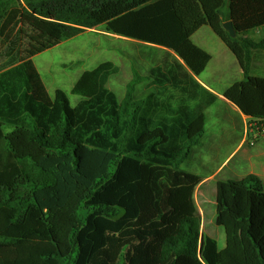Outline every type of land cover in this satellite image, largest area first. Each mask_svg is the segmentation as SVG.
Segmentation results:
<instances>
[{
	"label": "trees",
	"instance_id": "trees-1",
	"mask_svg": "<svg viewBox=\"0 0 264 264\" xmlns=\"http://www.w3.org/2000/svg\"><path fill=\"white\" fill-rule=\"evenodd\" d=\"M203 25L244 74L222 95L264 123V77L250 75L254 50L264 49V0H0V264H264L263 181L216 182L219 250L201 230V177L182 168L206 114L182 103L159 114L153 93L135 95L143 81L201 88L191 74L211 55L191 36ZM23 26L53 42L103 26L174 52L186 69L177 58L166 70L133 68L119 98L107 85L118 66L102 61L74 82L82 98L72 106L62 89L49 94L32 59L42 49ZM258 28L261 38L248 36ZM204 91L210 105L216 96Z\"/></svg>",
	"mask_w": 264,
	"mask_h": 264
},
{
	"label": "rangeland",
	"instance_id": "rangeland-1",
	"mask_svg": "<svg viewBox=\"0 0 264 264\" xmlns=\"http://www.w3.org/2000/svg\"><path fill=\"white\" fill-rule=\"evenodd\" d=\"M22 32L24 36L33 40L35 46L42 49V51L35 54L32 59L49 94L53 96L56 89H62L66 93L72 106L76 105L82 98L80 95L71 91L74 82L81 72L94 68L102 61L111 60L118 66V72L109 77L107 85L119 98L124 95L125 85L132 77L133 68L145 74L153 67L159 66L161 69L166 70L172 63H175V54L173 52L163 50L162 48L152 46L142 41L106 32L103 30V26L86 29L82 33L61 42H53L39 32L26 29L25 26H23ZM218 39L216 35L211 39L201 34V32L193 38L196 43L210 50L216 57L221 55V50H219L218 47L220 44L217 42L219 41ZM263 54V50L258 49L254 50L253 55L255 59H264L262 57L264 56ZM174 73L175 75L178 74V76L183 79L181 71L175 69ZM177 86H179L180 89L176 88ZM188 88L191 89L190 92L185 93L182 90V84L177 85L171 82L157 83L155 81H143L137 85L135 95L136 97H145L146 94L153 93L156 101L164 103V106L157 107L156 109L159 114H165L168 109L175 108L181 103L187 105L192 111L200 109L201 107L203 111H205V108L209 106L205 104L208 100V96L195 86L188 85ZM223 113L225 112L218 106H213L211 110H208L207 135L211 133L210 131L226 127L225 122L221 119ZM3 129L5 132H9L12 127L10 125H4ZM261 135L262 133L259 132L257 138ZM254 140H256V138H254ZM209 143L210 141L207 136L205 145ZM208 146L210 145H207V147ZM200 149H202V151L204 149L206 150L205 146ZM259 150L260 152H264V138L260 139L254 149V153ZM242 152L243 151H241V153ZM207 154L208 153H204V155ZM240 154L224 167L217 178L238 181L247 176L251 170V172L260 171L258 165L252 167V169L249 165H245L237 168L235 170L236 175H232V170L235 169L236 160L239 158ZM257 161L264 163V155L257 158ZM193 162L196 161L193 160ZM193 162L186 160L182 164V168L186 171H190L193 170L195 166V170L197 171L207 170L204 169L205 165L202 166L200 163L194 165L195 163ZM213 163H215V161ZM200 197V192H197V198ZM199 202L202 204L201 225L203 232L205 231V234H213L217 241L218 249L221 250L226 243V234L224 228L217 225L215 222L214 193L209 194L206 191L205 198L203 200L200 199ZM80 213L85 215L86 210L82 209Z\"/></svg>",
	"mask_w": 264,
	"mask_h": 264
},
{
	"label": "crops",
	"instance_id": "crops-1",
	"mask_svg": "<svg viewBox=\"0 0 264 264\" xmlns=\"http://www.w3.org/2000/svg\"><path fill=\"white\" fill-rule=\"evenodd\" d=\"M208 25L201 26L198 30H196L192 36V41L198 45L199 47L203 48L207 52L210 53L211 59L209 60L208 64L206 65L205 69L200 73L198 76L191 74L192 78L200 85V90L204 93L208 91L216 96V99L213 103H211L204 113L206 114V122H205V132L203 134L201 144L195 145L192 148L190 157L187 160L191 162L200 163L202 166L205 165L204 171H197L195 170V166L191 172H194L201 177L200 183L196 186L195 190V201L201 213V202L200 199L205 198L206 191L210 193H215V185L218 180H223L217 178L219 173L224 169V167L231 162L234 158L243 151L239 158L236 160V166L233 169L232 175H236L235 170L245 165H249L252 167L257 166L259 167V172H251L249 174L257 175L264 183V163L258 162L257 158H260L264 155V152L254 153V149L260 139L264 138V134L257 138V131L254 127L257 123L248 117L247 115L243 114L239 108L232 103L231 101L227 100L223 95V90L231 85L236 81H240L243 79L244 74L242 68L236 59L235 55L228 49L225 43L213 32L211 27H205ZM201 32V34L210 37L213 39V36H217L219 39L218 47L221 50V55L216 57L210 50H207L204 46L196 43L193 38L197 36V34ZM262 29L258 28L252 30L248 36L254 39H259L262 37ZM152 45V44H150ZM156 46V45H152ZM158 47V46H157ZM163 50H167L163 47ZM263 53H264V49ZM169 51V50H167ZM172 52V51H169ZM231 52V53H230ZM174 53V52H173ZM264 55V54H263ZM264 58V56H262ZM261 57V58H262ZM175 58L178 59L179 63H184L178 56L175 55ZM186 69V66L184 65ZM188 71V68H187ZM190 71V70H189ZM207 75V76H206ZM250 75L253 76H262L264 77V59H255L253 55V59L250 65ZM181 78V77H179ZM217 81V82H216ZM176 88L180 89L179 86ZM204 89V90H203ZM207 95V94H206ZM213 106H218L222 111L225 113L222 114V121L225 122V126L221 129H215L214 131H210L211 133L208 134L207 129V121H208V110H211ZM209 138L210 145L207 147L205 145V139ZM256 138V140H254ZM203 146H205L206 150L202 151ZM204 153H208L204 155ZM206 158H205V157ZM255 158V159H254ZM215 161V163H213ZM197 192H200L201 197L197 198ZM201 230L204 236L214 237V235L203 232V228L201 225Z\"/></svg>",
	"mask_w": 264,
	"mask_h": 264
},
{
	"label": "water",
	"instance_id": "water-1",
	"mask_svg": "<svg viewBox=\"0 0 264 264\" xmlns=\"http://www.w3.org/2000/svg\"><path fill=\"white\" fill-rule=\"evenodd\" d=\"M223 27L225 30H227L230 34L231 37L236 36V31L233 27L232 21L231 20H227L223 22Z\"/></svg>",
	"mask_w": 264,
	"mask_h": 264
},
{
	"label": "built area",
	"instance_id": "built-area-1",
	"mask_svg": "<svg viewBox=\"0 0 264 264\" xmlns=\"http://www.w3.org/2000/svg\"><path fill=\"white\" fill-rule=\"evenodd\" d=\"M254 127L256 128L257 136L259 135V132L262 133V134L264 133V123L256 124Z\"/></svg>",
	"mask_w": 264,
	"mask_h": 264
}]
</instances>
